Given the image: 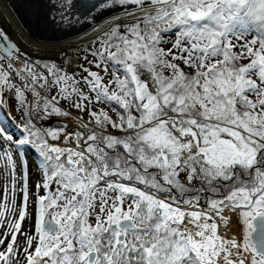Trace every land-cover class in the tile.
<instances>
[{
	"label": "snow or ice",
	"instance_id": "obj_1",
	"mask_svg": "<svg viewBox=\"0 0 264 264\" xmlns=\"http://www.w3.org/2000/svg\"><path fill=\"white\" fill-rule=\"evenodd\" d=\"M0 28V264H264V0H35Z\"/></svg>",
	"mask_w": 264,
	"mask_h": 264
},
{
	"label": "bare ground",
	"instance_id": "obj_2",
	"mask_svg": "<svg viewBox=\"0 0 264 264\" xmlns=\"http://www.w3.org/2000/svg\"><path fill=\"white\" fill-rule=\"evenodd\" d=\"M35 0H0L1 28L13 38L18 35L30 40L33 37L44 40L58 36L46 25L43 15L37 17L33 11Z\"/></svg>",
	"mask_w": 264,
	"mask_h": 264
},
{
	"label": "rangeland",
	"instance_id": "obj_3",
	"mask_svg": "<svg viewBox=\"0 0 264 264\" xmlns=\"http://www.w3.org/2000/svg\"><path fill=\"white\" fill-rule=\"evenodd\" d=\"M0 28H1V23H0Z\"/></svg>",
	"mask_w": 264,
	"mask_h": 264
}]
</instances>
